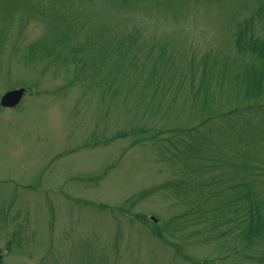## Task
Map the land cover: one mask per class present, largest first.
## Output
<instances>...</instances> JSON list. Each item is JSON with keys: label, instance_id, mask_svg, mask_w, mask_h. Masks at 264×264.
I'll use <instances>...</instances> for the list:
<instances>
[{"label": "rangeland", "instance_id": "374dc122", "mask_svg": "<svg viewBox=\"0 0 264 264\" xmlns=\"http://www.w3.org/2000/svg\"><path fill=\"white\" fill-rule=\"evenodd\" d=\"M20 86L0 264H264V0H0Z\"/></svg>", "mask_w": 264, "mask_h": 264}, {"label": "trees", "instance_id": "16d2710c", "mask_svg": "<svg viewBox=\"0 0 264 264\" xmlns=\"http://www.w3.org/2000/svg\"><path fill=\"white\" fill-rule=\"evenodd\" d=\"M242 221L245 222L243 237L246 239L252 240L264 234V214L261 213L258 204L251 200L247 204V210Z\"/></svg>", "mask_w": 264, "mask_h": 264}, {"label": "water", "instance_id": "95a60500", "mask_svg": "<svg viewBox=\"0 0 264 264\" xmlns=\"http://www.w3.org/2000/svg\"><path fill=\"white\" fill-rule=\"evenodd\" d=\"M24 88L12 89L4 93L0 99L3 106H15L19 103L24 93Z\"/></svg>", "mask_w": 264, "mask_h": 264}, {"label": "flooded vegetation", "instance_id": "af4514ba", "mask_svg": "<svg viewBox=\"0 0 264 264\" xmlns=\"http://www.w3.org/2000/svg\"><path fill=\"white\" fill-rule=\"evenodd\" d=\"M1 97V96H0ZM3 107V106H2Z\"/></svg>", "mask_w": 264, "mask_h": 264}]
</instances>
